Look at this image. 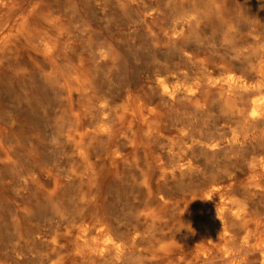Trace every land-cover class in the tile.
<instances>
[{
	"label": "rangeland",
	"instance_id": "obj_1",
	"mask_svg": "<svg viewBox=\"0 0 264 264\" xmlns=\"http://www.w3.org/2000/svg\"><path fill=\"white\" fill-rule=\"evenodd\" d=\"M212 2L213 0H13L16 9L13 15L5 13V10L0 11L2 36L14 34L22 17L29 18L26 37L19 42L5 44L0 41V264H223L215 257V253L208 262L193 260L197 252L196 244L202 235L199 233V209L193 195L198 194L205 183L225 187L228 183L223 178L227 175H236L234 182L242 188L247 177L244 171V154L248 146L236 151L221 148V152L219 150L215 154H209L210 156L197 150L193 154V165L197 169L193 166V171L191 169L184 172L189 173L186 176L184 173L178 174L177 181L174 178L173 182L167 179L169 181L160 180L156 183V176L153 175L149 180L154 181L151 189L160 191L163 197L159 202L145 190L143 183L145 177H151L148 162L162 158L161 161L169 163L170 157L165 153L164 143L166 145L171 138L177 142L180 127L186 125L189 135L195 138H216L227 134L235 126L229 119V112L222 106L224 100L217 90L214 91L206 84L228 75L240 77L253 73L254 61L264 52V0H224L225 11L220 18L206 14ZM37 16L41 18L38 19ZM190 18L194 24L184 26L183 33L179 32L173 39V31H179L181 25L186 20H191ZM40 20L46 23L43 24ZM218 20L221 22H217ZM35 34H40L37 40L34 39ZM43 38L56 42L50 60L43 59V52L39 47V39ZM33 39L38 41L37 45ZM4 44L12 53L4 48ZM103 50L110 54L111 59L98 62L97 54ZM182 53H188L190 61H186L181 56ZM50 67L51 71L57 73L58 83L45 81ZM44 70L47 72L44 73ZM74 70L94 77L92 101L85 97L72 100L73 103L70 104L71 101L66 100V89L63 86L70 81L71 71ZM168 73L174 77L178 86L182 84L183 78L193 86L200 85L191 99L180 96L181 100L179 98V101L177 99L171 103L159 97L155 76L160 74L165 77ZM57 87L61 89L57 91ZM97 98L107 99L113 107H119L127 99L134 108L139 103L152 105L156 111L151 119L161 128L162 137L150 136L149 140L146 128L139 121L135 129L134 145L128 147L127 144L120 143L117 132L113 141L110 139L105 144L95 143L98 145L91 147L90 160L82 162L77 158L71 142L56 138L62 130L71 128L77 121H80L83 131L91 127L95 116L91 113L95 112ZM89 107L93 109L90 108L88 114L86 112ZM180 121L186 122L185 125L179 124ZM87 122L91 125L86 124ZM173 124L177 126L170 128ZM128 125L129 119L123 122L121 129H126ZM262 126V130L260 127L255 130L258 138L252 144L255 148L260 147L259 149L264 148ZM116 147L122 149L125 156L123 155L122 160L110 162L106 155ZM229 149L231 152H227ZM140 159L142 160L139 162ZM213 162L214 165H211ZM94 173L98 177L97 182L90 185L86 179ZM23 180L28 182L23 183ZM242 192H238L239 196L249 197L248 202L254 212L264 209V196H248ZM184 209H187L186 216L195 218V225L190 230L181 225ZM96 219L105 222L116 241L124 242L127 254L121 259L122 262L111 261L110 256L108 259L104 257L105 261L93 258L88 249L84 253L79 251V243L94 237L93 232H90L91 235L88 233L87 238L81 237L79 226L91 227Z\"/></svg>",
	"mask_w": 264,
	"mask_h": 264
},
{
	"label": "bare ground",
	"instance_id": "obj_2",
	"mask_svg": "<svg viewBox=\"0 0 264 264\" xmlns=\"http://www.w3.org/2000/svg\"><path fill=\"white\" fill-rule=\"evenodd\" d=\"M135 1V0H134ZM178 1V0H177ZM181 1V0H180ZM130 2V1H129ZM138 2V1H137ZM175 2V1H174ZM48 3V2H47ZM46 3V4H47ZM163 3V2H162ZM252 3V2H251ZM45 4V5H46ZM151 4V3H150ZM174 4V3H173ZM39 5V4H38ZM44 5V4H43ZM65 5V4H64ZM112 5V4H111ZM146 5V4H145ZM158 5V4H157ZM162 5V4H161ZM176 5V4H175ZM188 5V4H187ZM193 5V4H192ZM253 5V4H252ZM37 6V5H36ZM42 6V5H41ZM108 6V5H107ZM115 6V5H114ZM154 6V5H153ZM170 6V5H169ZM224 0H213L209 9L206 10V14L208 16L214 18H220L225 11ZM90 7V6H89ZM112 7V6H111ZM145 7V6H144ZM163 7V6H162ZM173 7V6H172ZM34 8V7H33ZM32 8V9H33ZM42 8V7H41ZM46 8V7H44ZM70 8V7H68ZM153 8V7H152ZM156 8V7H155ZM161 8V7H159ZM181 8V7H180ZM183 8V7H182ZM181 8V9H182ZM246 8V7H245ZM39 9V8H38ZM87 9V8H86ZM142 9V8H141ZM154 9V8H153ZM249 9V8H248ZM5 10V13L13 15L15 12V4L13 0H0V11ZM35 10V9H34ZM46 10V9H45ZM151 10V9H150ZM177 10V9H176ZM43 11V10H42ZM51 11V10H50ZM54 11V10H53ZM52 11V12H53ZM73 11V10H71ZM110 11V10H109ZM166 11V10H165ZM171 11V10H170ZM188 11V10H187ZM31 12V11H30ZM77 12V11H76ZM159 12V11H158ZM162 12V11H161ZM191 12V11H190ZM255 12V11H254ZM50 13V12H49ZM73 13V12H72ZM147 13V12H146ZM169 13V12H168ZM42 14V13H41ZM156 14V13H155ZM180 14V13H179ZM178 14V15H179ZM49 15V14H48ZM54 15V14H53ZM147 15V14H146ZM170 15V14H169ZM194 15V14H193ZM197 15V14H196ZM1 16V15H0ZM28 16V15H27ZM44 16V14H43ZM56 16V14L54 15ZM172 16V15H171ZM50 17V16H49ZM122 17V16H121ZM156 17V16H155ZM196 17V16H195ZM226 17V16H225ZM19 18V17H18ZM17 18V19H18ZM38 18V16H37ZM41 18V17H40ZM38 18V19H40ZM54 18V17H53ZM7 19V18H6ZM28 17L23 18L18 26L16 32L12 35L2 36L0 33V41L3 43H9L11 41L19 42L22 38L26 37L29 29L27 24ZM112 19V18H111ZM123 19V18H122ZM126 19V18H125ZM191 19V18H190ZM224 19V17H223ZM49 20V19H48ZM58 20V19H57ZM217 20V19H216ZM252 20V19H251ZM42 21V20H40ZM51 20H49L50 22ZM191 20H186L181 27L180 30H174L172 38L175 39V36L180 32L183 33L184 26L189 25ZM202 21V20H201ZM218 20L217 22H219ZM224 21V20H223ZM3 22V21H2ZM55 22H57L55 20ZM54 22V23H55ZM105 22V21H104ZM123 22V21H122ZM221 22V21H220ZM219 22V23H220ZM10 23V21H9ZM43 23V21H42ZM46 23V22H45ZM43 23V24H45ZM51 23V22H50ZM67 23V22H66ZM241 23V22H240ZM2 24V23H1ZM31 24V23H30ZM48 24V23H47ZM46 24V27H47ZM59 24V22H58ZM57 24V25H58ZM72 24V22H71ZM76 24V23H75ZM194 24V23H191ZM190 24V25H191ZM11 25V24H10ZM52 26L51 24H48ZM55 25V24H54ZM122 25V24H121ZM220 25V24H219ZM237 25V24H236ZM2 26V25H1ZM0 26V27H1ZM4 26V25H3ZM49 26V27H50ZM63 26V25H62ZM148 26V25H147ZM58 27V26H57ZM72 27V26H71ZM82 27V26H81ZM149 27V26H148ZM168 27V26H167ZM222 27V26H221ZM7 28V27H6ZM31 28V27H30ZM51 28V27H50ZM84 28V25H83ZM86 28V27H85ZM113 28V26H112ZM179 29V28H178ZM199 29V28H198ZM252 29V28H251ZM7 30V29H6ZM9 30V29H8ZM49 30V29H48ZM137 30V29H136ZM34 31V30H33ZM38 31V30H37ZM53 31V30H52ZM146 31V30H145ZM190 31V30H189ZM244 31V30H243ZM262 31V30H261ZM62 32V31H61ZM61 32H59L61 34ZM45 33V32H44ZM58 33V34H59ZM80 33V32H79ZM82 33V32H81ZM119 33V32H117ZM140 33V32H139ZM59 34V35H60ZM66 34V33H65ZM205 34V33H204ZM33 35V34H32ZM36 35V34H35ZM40 35V34H39ZM34 37L37 40V36ZM113 35V34H112ZM42 36V35H41ZM46 36V35H45ZM49 36V35H48ZM61 36V35H60ZM87 36V35H86ZM194 36V35H193ZM211 36V35H210ZM232 36V35H231ZM50 37V36H49ZM140 37V36H139ZM158 37V36H157ZM199 37V35H198ZM197 37V38H198ZM203 37V36H202ZM40 38V37H38ZM195 38V37H194ZM193 38V39H194ZM207 38V37H206ZM26 39V38H25ZM33 39V42L35 40ZM51 39V37H50ZM58 39V38H57ZM124 39V38H123ZM137 39V38H136ZM160 40V39H159ZM39 47L43 52V59L50 60L53 57L55 51V43L51 40L43 38L39 39ZM176 41V40H175ZM32 42V43H33ZM38 42V41H37ZM37 42L35 44L37 45ZM191 42V41H190ZM200 42V41H199ZM206 42V41H205ZM210 42V41H209ZM31 43V44H32ZM132 43V42H131ZM216 43V42H215ZM4 44V48L6 47ZM16 44V43H15ZM26 44V43H25ZM207 44V43H206ZM10 45V44H7ZM18 45V44H17ZM24 45V44H23ZM132 45V44H131ZM196 45V44H195ZM172 46V45H171ZM197 46V45H196ZM202 46V45H201ZM205 46V45H204ZM262 46V45H261ZM12 47V45H11ZM10 47V48H11ZM28 47V46H27ZM36 47V46H35ZM221 47V46H220ZM226 47V45H225ZM235 47V46H234ZM255 47V46H254ZM8 48V47H6ZM5 48V49H6ZM15 48V47H14ZM202 48V47H201ZM204 48V47H203ZM1 49V48H0ZM9 49V48H8ZM29 49V48H28ZM59 49V48H57ZM151 49V48H150ZM207 49V48H206ZM216 49V47H215ZM10 50V49H9ZM33 50V49H31ZM127 50V49H126ZM1 51V50H0ZM29 50H27L28 52ZM151 51V50H150ZM186 51V50H185ZM228 51V50H227ZM6 52V51H5ZM11 52V50L9 51ZM8 52V53H9ZM36 52V51H35ZM80 52V51H79ZM252 52V51H251ZM12 53V52H11ZM15 53V52H14ZM30 53V52H29ZM153 53V52H151ZM223 53V52H222ZM236 53V52H235ZM17 54H19L17 52ZM22 54V53H20ZM174 54V53H173ZM246 54V53H245ZM24 55V54H23ZM98 62H106L107 59H111V56L106 51L98 52ZM201 55V54H200ZM235 55V54H234ZM244 55V54H242ZM17 56V55H16ZM21 56V55H20ZM154 56V55H153ZM181 56L186 60L190 61V56L187 53H182ZM2 57V56H1ZM14 57V56H13ZM28 57V56H27ZM32 57V55H31ZM35 57V56H34ZM40 57V56H39ZM56 60L58 56H56ZM180 57V56H179ZM64 58V57H63ZM227 58V57H226ZM1 59V58H0ZM135 59V58H134ZM224 59V58H223ZM3 60V59H2ZM10 60V59H9ZM31 60V59H29ZM40 60V59H39ZM42 60V59H41ZM96 60V59H95ZM170 60V59H169ZM214 60V59H213ZM231 60V59H230ZM36 61V60H35ZM43 61V60H42ZM109 61V60H108ZM31 62V61H30ZM38 62V61H37ZM49 62V61H48ZM59 62V61H58ZM62 61H60L61 63ZM97 62V61H96ZM241 62V61H240ZM44 63V61H43ZM57 63V62H56ZM76 63V61L74 62ZM169 63V62H168ZM167 63V64H168ZM246 63V62H245ZM253 64L254 72L251 74L243 75V76H234L228 75L222 79L211 80V82L207 83L208 87H212V89L217 90L219 96L224 100L223 108L227 110L229 119L235 125L231 127L227 134L220 135L216 138H195L189 135L187 131V127H185V123L181 122L179 124H184L178 129L179 140L176 142V139L166 140V145L164 143V150L168 157H170V161L166 164L164 161H161L158 158L157 161L148 162L147 167H150L151 177H145L143 183L145 184L149 194L153 197V199L159 202L163 197L160 195V191L156 192L151 189V180L152 176H156V183L160 180H176V176L178 174L186 173L191 170L193 165V154L195 151L200 150L203 152L202 154H215V152L219 151L221 148H230L236 151L248 146L246 148L244 154L245 161V173L247 177L245 179V183H243L242 188H239L237 184H235L234 180L237 178L236 175H227L224 179L225 183H228L225 187H221L215 183L212 185H208L205 183L200 187L199 193L194 196V202L196 207L199 209V233H202L199 238L200 241L196 244L197 252L194 256L193 260H200L202 262H208L214 253L215 257H218L219 260L222 261L223 264H264V209L260 212H254L251 209V204L248 202V198L240 197L238 192L243 191L244 193L254 196H264V148L259 149L252 146L253 142L258 138L255 136V130L264 125V52L259 54V56L254 61ZM39 64V63H38ZM67 64V63H66ZM97 64V63H96ZM101 64V63H99ZM25 65V64H24ZM65 65V64H63ZM69 65V64H68ZM79 65V64H78ZM81 65V64H80ZM44 66V65H43ZM57 66V65H56ZM83 68V65H81ZM91 66V64H90ZM99 66V65H96ZM101 66V65H100ZM162 66V65H161ZM196 66V65H195ZM247 66V65H246ZM60 67V64H59ZM80 67V66H79ZM159 67V66H158ZM170 67V66H169ZM48 68V67H46ZM76 68V67H75ZM156 68V67H155ZM214 68V66H213ZM236 68V67H235ZM248 68V67H247ZM43 69V68H42ZM40 69V70H42ZM50 73H47V77L45 81H54L57 82V73L53 70L51 71V67L49 68ZM53 69V68H52ZM67 69V68H66ZM86 69V68H85ZM159 69V68H158ZM169 69V68H168ZM78 70V69H77ZM77 70L71 71L72 75L70 77V81L63 87L66 89V100H70V104L73 103L72 100H79V98L87 97L91 101L93 100L91 97L92 86L95 87L90 76H86L85 74L78 72ZM87 70V69H86ZM99 70V69H98ZM46 70H44L45 73ZM58 71V70H57ZM175 71V70H173ZM226 71V70H225ZM42 72V71H41ZM47 72V71H46ZM176 72V71H175ZM197 72V71H196ZM59 73V72H58ZM65 73V72H64ZM219 73V72H218ZM229 73V72H228ZM237 73V72H236ZM247 73V72H246ZM71 74V73H68ZM120 74V73H119ZM169 74V73H168ZM188 74V73H187ZM214 74V73H213ZM212 74V75H213ZM60 75V74H58ZM65 75V74H64ZM63 75V76H64ZM88 75V74H87ZM94 75V74H93ZM166 75L162 77L159 75L155 76V86L156 91L159 97L168 102L176 101L180 96L185 99H191L195 89H197L198 85L195 86L189 84L186 78H183L182 84L177 85L174 81V77ZM203 75V73H202ZM215 75V74H214ZM227 75V74H226ZM225 75V76H226ZM28 76V75H27ZM68 76V75H67ZM183 76V75H182ZM185 76V75H184ZM194 76V75H193ZM222 76V75H221ZM40 78V77H39ZM69 78V77H67ZM65 79V78H64ZM212 79V78H211ZM138 80V79H137ZM141 80V79H140ZM180 80V79H179ZM195 80V79H194ZM47 82V81H46ZM65 82V81H64ZM63 82V83H64ZM122 82V81H121ZM207 82V81H206ZM53 83V84H54ZM58 83V82H57ZM115 83V82H114ZM180 83V82H178ZM52 84V85H53ZM61 84V83H60ZM59 84V86H60ZM49 84L47 83V86ZM55 85V84H54ZM53 85V86H54ZM203 85V84H202ZM200 86V85H199ZM204 86V85H203ZM49 87V86H48ZM207 88V87H206ZM33 89V88H32ZM45 89H47L45 87ZM50 89V88H49ZM61 89V87L59 88ZM57 87V91L59 90ZM210 90V89H209ZM10 91V90H9ZM207 91V90H206ZM62 92V91H61ZM114 92V91H113ZM62 93H60L61 95ZM65 95V94H64ZM96 96V95H95ZM195 96V95H194ZM218 96V97H219ZM127 97V96H126ZM158 97V96H157ZM128 98V97H127ZM220 98V99H221ZM129 99V98H128ZM122 102L119 107L111 106L104 98H97L96 108L93 116V124L91 127L85 131L82 130V125L80 121L75 122V124L60 132L58 138L63 141L71 142L74 145L77 158H79L82 162H87L90 160L91 147L97 146L95 143H103L105 141H109L114 136L117 135L118 132V140L120 143L127 144L126 146L131 147L136 142V126L138 122H141V125L146 128V135L162 137L161 131L158 126L151 119L153 115H155L156 109L152 107V105L140 104L138 101V106L136 108L133 107L129 103V101ZM219 99V100H220ZM221 99V100H222ZM65 100V98L63 99ZM181 100V98H180ZM193 100V99H192ZM88 101V100H87ZM133 101V100H132ZM164 101V102H166ZM177 101V102H178ZM78 102V101H77ZM89 102V101H88ZM212 102V101H211ZM223 102V101H221ZM75 103V101H74ZM167 103V102H166ZM176 103V102H175ZM213 103V102H212ZM87 104V103H86ZM136 104V103H134ZM185 104V103H184ZM175 105V104H174ZM202 105V104H201ZM69 106V105H68ZM73 106V105H71ZM203 106V105H202ZM79 107V106H78ZM48 108V107H47ZM73 108V107H71ZM82 108V106H81ZM90 108L86 113L90 111ZM93 109V108H91ZM214 109V108H213ZM75 109L73 108V111ZM79 110V108H78ZM83 111V110H82ZM29 112V111H27ZM68 113V111L65 110ZM64 112V113H65ZM65 113V114H67ZM90 113V112H89ZM88 113V114H89ZM204 113V112H203ZM222 113V112H221ZM225 113V112H224ZM23 114V113H22ZM76 114V113H75ZM83 114V113H81ZM226 114V115H227ZM44 115V114H43ZM68 115V114H67ZM80 115V114H79ZM66 116V115H65ZM70 116V114L68 115ZM84 116V115H82ZM89 116V115H88ZM175 116V115H174ZM205 116V115H204ZM71 117V116H70ZM73 117V116H72ZM71 117V118H72ZM92 117V116H91ZM88 118V117H87ZM202 118V117H201ZM129 119V125L126 129H121V125L123 122ZM155 119V118H154ZM71 122V119H69ZM75 120V119H73ZM77 120V119H76ZM81 122L83 121L80 119ZM91 120V119H90ZM177 120V119H176ZM14 121V120H13ZM87 121V119H86ZM85 121V122H86ZM84 122V123H85ZM176 122V121H175ZM195 122V120H194ZM172 123V122H171ZM85 124V125H86ZM161 124V123H160ZM176 124H178L176 122ZM170 125L173 127L174 125ZM202 124V123H200ZM225 124V123H224ZM47 125V124H46ZM159 125V124H158ZM232 125V124H231ZM87 126V125H86ZM139 126V125H138ZM177 126V125H176ZM180 126V125H179ZM195 126V125H194ZM200 126V125H199ZM33 127V126H32ZM44 127V126H43ZM126 127V126H125ZM202 127V126H201ZM223 127V126H222ZM229 127V126H228ZM264 127V126H262ZM34 128V127H33ZM50 128V127H48ZM175 128V127H174ZM63 129V128H62ZM176 129V128H175ZM59 130V129H58ZM122 130V131H121ZM177 130V129H176ZM199 130V129H198ZM209 130V129H208ZM207 130V131H208ZM227 130V129H226ZM264 130V128H263ZM214 131V130H212ZM47 132V131H46ZM56 132V131H55ZM209 132V131H208ZM215 132V131H214ZM262 132V131H261ZM197 133V131H196ZM203 135V134H202ZM257 135V134H256ZM144 136V135H143ZM145 137V136H144ZM143 137V139H144ZM261 137V136H260ZM264 137V136H263ZM146 138V137H145ZM167 138V137H165ZM162 138V139H165ZM170 139V138H168ZM178 139V138H177ZM146 140V139H145ZM113 141V139H112ZM111 141V142H112ZM260 141V140H259ZM117 142V141H116ZM148 142V141H147ZM11 143V142H10ZM115 143V142H114ZM118 143V142H117ZM95 144V145H94ZM111 144V143H110ZM113 144V143H112ZM36 145V144H35ZM115 145V144H114ZM2 146V145H1ZM0 146V147H1ZM49 146V145H48ZM67 146V145H66ZM118 146V145H117ZM120 146V145H119ZM137 146V145H136ZM143 146V145H142ZM101 147V146H100ZM100 147H98L100 149ZM114 147V146H112ZM123 147V146H122ZM163 146H161L162 148ZM258 147V146H257ZM53 148V147H52ZM95 148V147H94ZM102 148V147H101ZM104 148V147H103ZM111 148V147H110ZM126 148V147H125ZM134 148V147H133ZM131 148V149H133ZM140 148V147H139ZM262 148V147H261ZM130 149V150H131ZM137 149V148H136ZM227 150V152H231V150ZM97 150V149H96ZM101 150V149H100ZM99 150V151H100ZM111 150V149H110ZM122 149L119 147L114 148L110 152L107 153L106 158L110 162L122 160L123 155ZM162 150V149H161ZM222 150V149H221ZM221 150L219 152H221ZM226 150V149H225ZM244 150V149H243ZM125 151V149H124ZM140 151V150H139ZM224 151V149H223ZM53 152V151H52ZM226 152V153H227ZM239 152V151H237ZM2 153V152H1ZM161 153V152H160ZM197 153V152H196ZM142 154V153H141ZM200 154V153H199ZM233 154V153H232ZM241 154V153H240ZM147 155V154H146ZM202 155V156H203ZM223 155V154H222ZM226 155V154H225ZM75 156V155H74ZM125 156V155H124ZM157 156V155H156ZM155 156V157H156ZM160 156V155H159ZM200 156V155H199ZM210 156V155H209ZM227 156V155H226ZM138 158V157H137ZM137 158H135L137 160ZM150 156L148 157V159ZM220 158V157H219ZM239 158V157H238ZM144 159V158H143ZM155 159V158H154ZM217 159V158H216ZM230 159V158H229ZM242 159V158H241ZM106 160V159H105ZM127 160V159H123ZM134 160V159H132ZM131 160V161H132ZM142 159L138 160L139 162ZM237 160V159H236ZM135 161V160H134ZM221 161V160H220ZM223 161V160H222ZM225 161V160H224ZM232 161V160H231ZM242 161V160H241ZM130 161H128L129 163ZM144 162V160H143ZM29 163V162H28ZM107 163V162H106ZM134 163V162H133ZM132 163V164H133ZM211 163V165H214ZM223 163V162H222ZM225 163V162H224ZM86 165V163H84ZM108 164V163H107ZM135 164L136 163L135 161ZM134 164V166H135ZM144 164V163H143ZM234 164V163H233ZM239 164V163H237ZM56 165V164H55ZM82 166V164H80ZM109 165V164H108ZM139 165L142 166L140 163ZM137 165V166H139ZM218 165V164H217ZM131 166V165H130ZM145 166V165H144ZM216 166V165H215ZM33 167V166H32ZM65 167V166H64ZM85 167V166H83ZM212 167V166H211ZM228 167V166H227ZM238 167V166H237ZM244 167V166H243ZM134 168V167H133ZM140 168V166H139ZM197 169L195 166L193 167ZM233 168V167H232ZM86 169V167H85ZM83 169V171H85ZM135 169V168H134ZM144 169V168H142ZM194 169V170H195ZM5 170V169H4ZM88 170V169H87ZM96 170V169H95ZM103 170V169H102ZM101 170V171H102ZM138 170V169H137ZM214 170V168H213ZM218 170V169H217ZM82 171V172H83ZM94 171V170H93ZM100 171V172H101ZM193 171V169H192ZM81 172V173H82ZM191 172V171H190ZM228 172V168H227ZM20 173V172H19ZM184 173V174H185ZM100 174V173H99ZM98 174V175H99ZM103 174V173H102ZM189 174V173H187ZM185 174V176L187 175ZM213 174V171H212ZM216 174V173H215ZM45 175V174H44ZM220 175V174H219ZM79 176V175H78ZM88 176V175H87ZM30 177V176H29ZM100 177V175H99ZM142 177V176H141ZM154 177V176H153ZM181 178L183 177L180 176ZM96 174H90L86 180L92 184H96L97 182ZM81 179V178H80ZM42 180V179H41ZM167 180V181H169ZM215 180V179H214ZM8 181V180H7ZM11 181V180H10ZM101 181V180H100ZM140 181V180H139ZM28 182L27 180H23V183ZM30 182V181H29ZM173 182V181H172ZM190 182V181H189ZM40 183V182H39ZM163 183V182H162ZM185 183V182H184ZM47 184V183H46ZM55 184V183H53ZM98 184V183H97ZM165 184V183H164ZM24 185V184H23ZM155 185V184H154ZM157 186V185H156ZM187 186V185H186ZM190 186V185H189ZM94 187V186H93ZM91 188V187H90ZM156 188V187H155ZM188 188V187H187ZM24 189V188H23ZM65 189V188H64ZM63 189V190H64ZM21 190V189H19ZM94 190V188H93ZM96 190V189H95ZM160 190V189H159ZM93 192V191H92ZM164 192V191H163ZM162 192V193H163ZM242 192V194H243ZM28 193V192H27ZM161 193V194H162ZM197 193V192H196ZM148 194V195H149ZM241 194V195H242ZM53 195V194H52ZM163 195V194H162ZM166 195V193H165ZM243 196V195H242ZM48 198V197H47ZM46 198V199H47ZM68 198V197H67ZM151 198V197H150ZM166 199V197H165ZM120 200V199H119ZM163 200V199H162ZM34 201V200H33ZM47 201V200H46ZM251 201V199H250ZM49 202V200H48ZM51 202V201H50ZM54 202V200H53ZM52 202V204H53ZM154 202V201H153ZM130 203V202H129ZM131 204V203H130ZM70 205V204H69ZM253 205V204H252ZM137 207V206H136ZM264 208V207H263ZM136 209V208H135ZM194 209V208H193ZM43 210V209H42ZM72 210V209H71ZM187 209L182 211L183 218L181 221V225L187 229H191L195 225V218L189 217L185 215ZM166 211V210H165ZM257 211V210H256ZM15 213V212H14ZM150 215V214H148ZM145 217V216H144ZM148 217V216H147ZM152 217V216H151ZM150 218V217H149ZM197 218V217H196ZM40 219V218H39ZM100 219V218H97ZM96 219V220H97ZM103 221V220H102ZM96 221L92 223V226L80 225L79 229L81 232V237L87 238L90 235H94V237L90 240L84 241V243H79L78 248L81 253H84L86 249L89 250L91 256L93 258L102 259L105 261L108 259L107 257H111V261H121L124 259L125 253V245L123 243H119L114 239L111 234L110 229L105 225V222ZM146 221V220H145ZM36 222V221H35ZM84 224V223H83ZM88 225V224H87ZM162 225V224H161ZM197 225V224H196ZM37 226V225H36ZM129 229V228H128ZM77 230V229H76ZM117 231V230H116ZM195 231V230H194ZM40 232V231H39ZM196 232V233H198ZM198 233V237H199ZM50 234V233H49ZM57 234V233H56ZM79 234V233H78ZM84 234V235H83ZM88 234V235H87ZM123 235V234H122ZM174 235V234H173ZM192 235V234H191ZM195 235V234H194ZM31 236V235H30ZM41 236V235H40ZM78 237V236H77ZM90 237V236H89ZM139 237V236H138ZM182 237V236H181ZM197 237V235H196ZM195 237L196 241L197 238ZM158 238V237H157ZM145 239V238H144ZM167 239V238H166ZM80 240V239H79ZM126 240V239H125ZM136 240V238H135ZM140 240V238H139ZM188 240V239H187ZM189 241V240H188ZM195 241V242H196ZM136 242V241H135ZM152 242V241H151ZM186 242V239H185ZM190 242V241H189ZM77 244V243H76ZM187 244V243H186ZM190 244V243H189ZM131 246V245H130ZM183 246V245H182ZM185 246V245H184ZM53 247V246H52ZM187 247V245H186ZM49 248V247H48ZM51 248V247H50ZM77 248V249H78ZM127 248V247H126ZM184 249H186L184 247ZM61 251V250H60ZM10 252V251H9ZM79 252V253H80ZM45 253V252H44ZM54 255V254H53ZM79 255V254H78ZM84 255V254H83ZM91 256L90 259L92 260ZM84 257V256H83ZM87 257V258H88ZM106 257V259H104ZM109 257V258H110ZM127 257V256H126ZM123 258V259H122ZM89 259V258H88ZM122 259V260H121ZM195 260V261H196ZM93 261V260H92ZM100 261V260H99ZM186 261V260H185ZM199 261V262H200ZM113 262V263H114ZM142 262V261H141ZM94 263V262H93ZM118 263V262H117ZM124 263V262H123ZM121 264V263H120ZM185 264V263H184ZM207 264V263H206ZM209 264V263H208Z\"/></svg>",
	"mask_w": 264,
	"mask_h": 264
}]
</instances>
